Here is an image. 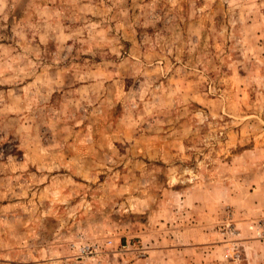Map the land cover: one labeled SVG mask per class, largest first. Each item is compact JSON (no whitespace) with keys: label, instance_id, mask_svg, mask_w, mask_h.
<instances>
[{"label":"rangeland","instance_id":"obj_1","mask_svg":"<svg viewBox=\"0 0 264 264\" xmlns=\"http://www.w3.org/2000/svg\"><path fill=\"white\" fill-rule=\"evenodd\" d=\"M0 264H264V0H0Z\"/></svg>","mask_w":264,"mask_h":264}]
</instances>
